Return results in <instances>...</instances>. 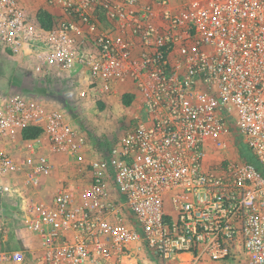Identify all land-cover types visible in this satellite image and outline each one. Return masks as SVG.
<instances>
[{"label":"built area","instance_id":"1","mask_svg":"<svg viewBox=\"0 0 264 264\" xmlns=\"http://www.w3.org/2000/svg\"><path fill=\"white\" fill-rule=\"evenodd\" d=\"M46 2L62 11L50 28L0 0V48L78 107L131 102L93 146L67 103L0 89V211H22L35 263L264 264V0ZM57 156L53 196L31 197ZM7 233L1 219L0 264H25Z\"/></svg>","mask_w":264,"mask_h":264},{"label":"rangeland","instance_id":"2","mask_svg":"<svg viewBox=\"0 0 264 264\" xmlns=\"http://www.w3.org/2000/svg\"><path fill=\"white\" fill-rule=\"evenodd\" d=\"M38 13V12H37ZM33 17V16H32ZM38 20V18H36ZM39 21V20H38ZM35 75L32 70L30 62H26L23 58L13 56L5 50L0 48V89H6L11 86H18L20 89L26 91L38 101L49 105L50 107H60L67 103L65 109L68 110V115L74 122L87 134L90 144L93 146H99L100 143H108L111 140H115L119 134L123 131L122 120L124 118L126 109L123 104V96L112 98L105 102V106L100 108L99 102L91 101L86 107L75 103L76 96L74 89L59 88L54 80H46L49 89L42 88L37 85L34 80ZM20 145L16 144L13 151L16 154H20ZM247 145H241L240 157L250 159L252 156ZM226 153H221V156H226ZM56 190V186L53 191ZM54 194V192H52ZM51 194L49 198L53 196ZM37 195V193H35ZM41 199L42 197L36 196ZM12 198H8L4 203V208L0 211V216L4 217L6 226L8 228L7 238H1L2 246L6 249L20 248L27 251V257L25 264H36L35 256L31 252L34 244L28 245L23 243V237L21 235V227H24L22 222V211L15 210L10 202ZM14 244L16 246H14ZM31 247H27L30 246ZM216 263V262H214ZM214 263H200V264H214ZM168 264H179L178 262H170ZM217 264H235L232 262L217 263Z\"/></svg>","mask_w":264,"mask_h":264},{"label":"crops","instance_id":"3","mask_svg":"<svg viewBox=\"0 0 264 264\" xmlns=\"http://www.w3.org/2000/svg\"><path fill=\"white\" fill-rule=\"evenodd\" d=\"M21 4L23 6H25L27 8V10L29 11L30 15L37 18V12L40 9H45L47 10L52 16H53V22L58 21L61 19L62 16V11L59 8H54V7H50L46 0H20ZM65 159L64 156H57L56 161L58 162V168L57 171L54 173V175L45 180L44 183L40 186V188L37 190V195L35 194H30L32 195L31 197L36 198V196H40L42 197V199H50L49 196L51 194H53L52 192L53 189L55 188V186L57 187V180L58 177L63 175V171L62 168L60 167V163H62V161ZM13 204V201L10 202ZM11 204V205H12ZM15 210H19V209H15ZM4 220L3 216H0V220ZM22 224V223H21ZM21 235L23 237V243L26 245H28L29 243H34V240H32V237L30 236L29 232L25 229V227H21ZM7 238V236L5 237V239ZM27 246V247H31ZM14 246H16L14 244ZM21 248V247H20ZM20 248H15V249H20ZM208 263H214V262H208ZM217 264V263H214Z\"/></svg>","mask_w":264,"mask_h":264},{"label":"trees","instance_id":"4","mask_svg":"<svg viewBox=\"0 0 264 264\" xmlns=\"http://www.w3.org/2000/svg\"><path fill=\"white\" fill-rule=\"evenodd\" d=\"M37 18L39 22L42 24V26L45 28H50L53 25V16L45 9H40L38 11ZM33 78L36 81L37 85L41 86L42 88H45L46 86H48L47 84H45L46 82H41L40 80H37V78L35 77ZM47 88L49 89V87H46V89ZM122 101L124 105H128L131 102V96L124 95L122 98ZM99 106L100 108H103L105 106V102L99 101ZM41 132H42L41 128H38V127L28 128L24 131L23 137L24 139H36L40 136ZM99 145L107 146L108 143L99 142Z\"/></svg>","mask_w":264,"mask_h":264}]
</instances>
